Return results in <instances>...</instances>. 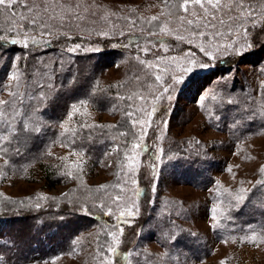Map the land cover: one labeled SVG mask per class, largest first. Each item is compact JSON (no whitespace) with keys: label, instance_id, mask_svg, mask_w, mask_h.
Masks as SVG:
<instances>
[{"label":"rangeland","instance_id":"374dc122","mask_svg":"<svg viewBox=\"0 0 264 264\" xmlns=\"http://www.w3.org/2000/svg\"><path fill=\"white\" fill-rule=\"evenodd\" d=\"M25 3L39 12L53 9L46 16L57 20L59 25L30 29L24 23L6 19L7 25L0 22V36L18 40L22 46L33 45V38L42 43L59 37L63 43L60 36L75 35L90 38L93 43L79 42V49L69 51L73 46L67 53L37 55L36 92L30 97L25 95L28 102L37 100L36 105L29 103L30 106L21 107L20 114H13V118L23 120L25 125L48 126L51 130L41 159L23 170L10 165L0 152V206L18 207L22 203L37 206L56 198L72 197V192L81 187L87 194L95 189L111 195L108 202L100 203L107 211L132 209L135 220L144 217L142 211L147 203L148 211L153 213L150 222L155 223L158 231L170 236L188 231L200 238L206 247L203 256L179 254V264H264V237L260 234L252 231L238 238L221 239L213 234L223 202L222 194L216 192L245 193L264 173V131L256 134L232 131L231 136L223 128L211 125L207 115L214 111L213 101L218 98L230 101L245 97L249 102H242L241 113L247 116L264 108V47L235 61L228 70L217 68L220 57L230 52L232 56L235 52H248L251 27L264 23V0H221V5L227 7L220 10L207 4L204 8L192 2L185 4V0H25ZM56 11L66 18H59ZM16 12L30 15L26 8L22 11L16 7ZM189 20L192 25L187 23ZM106 41L109 47L104 44ZM115 44L129 50H118L119 55L96 77L101 87L118 91L115 94L118 100L100 110L88 98L80 99L63 108V116L58 119L38 110L41 99L54 95L57 61H68L82 50L110 52ZM201 48L211 56H206ZM201 63L209 66L200 68ZM13 64L0 94V105L10 99L11 85L26 75L16 62ZM188 67L193 71H184ZM157 76L161 77L159 81ZM121 117L122 123L129 119V127L124 124L125 130L106 131ZM137 121L139 125L134 127ZM93 124L103 125L104 132L113 139L100 158L72 148L67 140L69 134ZM142 127L146 135L141 139ZM122 132L125 138V132L129 137L135 136L124 141L125 138L120 139ZM150 141L154 146L149 157L144 142ZM137 144L143 148L135 147ZM190 155L213 161L209 166L212 181L207 186L201 187L199 183L196 187L194 183L181 181L192 173L183 167L186 165L183 159ZM153 159L156 164L151 168ZM48 171L58 175L57 183L48 180ZM146 178L151 185L150 195L143 199L140 191L146 185L136 187ZM105 226L109 229V239L103 244L100 242L103 230L92 226L76 235L74 252L44 259L37 253L21 264H114L110 248L126 245L127 240L116 228ZM145 230L134 237L133 257L128 264H135L133 258L140 256L158 264H174L167 248L148 237L146 233L150 231L144 233ZM113 232L118 239H113ZM0 262H5L1 254Z\"/></svg>","mask_w":264,"mask_h":264},{"label":"trees","instance_id":"16d2710c","mask_svg":"<svg viewBox=\"0 0 264 264\" xmlns=\"http://www.w3.org/2000/svg\"><path fill=\"white\" fill-rule=\"evenodd\" d=\"M20 9L22 11L25 10L23 6ZM43 10H46V14H43L44 11L30 13V15L35 17V23L29 19L21 21V14H17L16 8L15 21L12 20L9 10H5L0 13V22L2 21V24L7 25L6 19H8L12 23H24L26 28L30 29L45 25L58 26L57 20L46 16L53 9ZM57 14L59 18H66L60 12H57ZM251 31L253 32L251 36L252 41L248 45V49H246L248 52L244 54L235 52L233 56L232 52H230L226 56L220 57L218 59V69L223 68L224 70H228V68L234 65L235 61L237 63L259 50L258 48L264 47V23L261 26L255 24V26L251 27ZM60 37L64 39L63 43L58 37L46 39L42 43L29 45L28 47L19 44L14 45L11 43L13 39L8 37H3L4 39L0 40V94L7 85L5 82L6 76L14 65L13 63L16 62V66L26 73L25 77H19L18 81L11 85L9 90L11 93L10 99L3 105H0V152L7 158L10 165L21 167V170L29 166V163L43 156L47 134L51 130L48 126L37 128L36 125H30L29 123L25 125L23 120L13 118V114H20L21 107L33 105L37 101L30 100L28 102L26 97L33 96L34 92H36L35 80H37V75L35 70L37 69V64H39L37 55L39 53L44 55L64 53L79 42H82L84 45L86 41L93 43L90 38L82 35H75L72 38ZM108 42L103 43L109 47L110 44ZM114 46L110 47L114 48L110 52H88L82 50V52H76L68 61H64L63 59L57 61L54 64V95L41 99L38 110L43 111L48 115L47 117L58 119L63 116V108L66 109V106L70 103L80 99L88 98L100 110L107 109L111 102L116 99L118 100L115 96L118 91L113 87H101L96 77L98 72L107 68L114 61L116 54L119 55V51L129 50V47H119L116 44ZM18 56L19 59L17 60ZM221 90L223 92L226 91V86ZM244 98L231 99L230 101H227L225 98H218L213 101L214 111L212 110L213 112L207 114L208 122L217 128H223L231 136L233 132L256 134L264 131V108L259 109L258 113L252 115L248 114L247 116V114H242V102H249L248 100H244ZM34 110L36 111V109ZM56 112L60 114H56ZM122 118H119V121L110 125L112 126V128H109L111 130L106 131H122L124 124H126L124 125L125 127H129L127 124L129 123V119L127 123H122ZM116 127L117 129H115ZM104 128L103 125L97 127L96 124L79 128L75 133L73 132L68 135L67 140L69 141V145L76 150L84 151L88 155L96 154L97 158H100L113 140L109 133L104 132ZM236 129L239 131H236ZM125 134L126 138L122 132L120 139L125 138L124 141H126L135 136L133 134L129 137L130 134L126 132ZM25 135L26 138L24 137ZM152 143L151 141L144 142L149 157L151 149L154 146ZM92 159L95 160L93 157ZM183 161L186 164L183 167L192 171V173L186 174L187 177L182 179V182L194 183L196 187H199V183L201 187L210 184L212 175L209 171V166L213 162L211 159L207 158L204 160L201 157L190 155L184 158ZM155 164L156 159L151 160L150 167H155ZM147 165H149V162ZM48 172V180L51 183H57L58 180L56 178L58 175H56L55 171ZM145 185L146 189L144 188L140 191L143 199H147L150 195V190H148L151 187L150 181L147 178L146 181L141 180L136 187L140 189V186L144 187ZM242 192L244 191L224 192L219 190L216 192L222 194L223 202L219 211L220 216L213 226L215 238H238L252 231L264 237V173L258 176L256 182L246 191L247 193ZM88 194L81 187L72 192V197L56 198L40 204L39 207L28 204L24 205L23 203L18 207L0 206V254L3 256L6 264L26 263L31 256L37 253L40 255V258L44 259L69 251L74 252L76 249V235L92 226H97V228L103 230L101 231L103 236L100 240L101 244H103L109 239V229L105 225L114 227L118 231L123 229L120 233L127 240L126 245L121 246V244H117L114 246L116 249L115 252H112L114 264H128L133 257L131 250L135 244L134 237L137 234L140 235L145 229L144 233L150 231L149 234L146 233L148 237H153L154 240L165 246V249L167 248V252L170 253L174 264H179V254H185V257L187 254L189 257L200 258L203 256V252L206 251L205 244L200 238L188 231H182L180 236H173L174 233H171L170 236L167 233L163 234L161 231H158L155 223L150 222L152 221L151 214L153 213L148 211L147 203H145L147 211H142L145 212L143 213L144 217L141 215L140 217L142 218L133 220V216H125L124 220H119L117 218L122 211L111 212V215H106L105 213L108 211L100 205L101 202L105 203L110 200V194L105 195L95 189H92V191L88 190ZM239 196H243V199L238 200ZM127 211L128 209L124 210L125 213ZM180 214L183 215L182 213ZM171 215L174 216L172 212ZM145 217H149L146 222L144 221ZM165 217L167 218V214H165ZM160 218L163 220L162 224L164 225L166 223L164 217ZM169 220L166 224L170 223ZM133 259H135V264H158L150 262L141 256L140 258L135 257Z\"/></svg>","mask_w":264,"mask_h":264},{"label":"snow or ice","instance_id":"6c2138e0","mask_svg":"<svg viewBox=\"0 0 264 264\" xmlns=\"http://www.w3.org/2000/svg\"><path fill=\"white\" fill-rule=\"evenodd\" d=\"M189 2H192V3H195L197 5H200L201 8H204L205 4H207V5L211 6L212 9H216V10H220L222 7L223 8H226L227 7V4L221 5V0H185V4H187ZM21 6H23L24 8H26L29 13H33L34 11H36V12L39 11L38 9L34 10L30 4H26L25 3V0H0V13H2L5 10H9V14L12 17V20L15 21V19H16L15 8L16 7H21ZM185 11H187V8H185ZM205 14H207V9H205ZM225 15H228V13L225 12ZM249 16H251V13H249ZM25 19H29L33 23H35V17L34 16L29 15L28 17H25L23 14H21L20 20L23 21ZM153 19H155V17H153ZM187 23L189 25H192L193 24V22L190 21V20L187 21ZM223 23H224V21H221V24H223ZM3 39L4 38L2 36H0V40H3ZM11 43L15 45V44H18V43H21V42L18 41V40L13 39L11 41ZM31 43L33 45H36V44H39L40 42L37 41V40H35L33 38L31 40ZM27 46L28 45L25 44V47H27ZM161 46H163V44ZM79 48H80V45L77 44V45H75V47L73 49H70L69 51H75L76 49H79ZM200 51L203 52L206 56H211V53L208 52V51H206V49H204V48H201ZM142 63H144V62L142 61ZM198 66L200 68H207L209 65L206 64V63H201ZM184 71H187V72L190 73V72L193 71V68L192 67H188V68L184 69ZM156 79L159 81L161 79V77L160 76H157ZM176 82L179 83L181 81L177 80ZM168 91H169V89L166 88L165 89V92H168ZM73 107H74V110L78 111V109H75V106H73ZM155 111H156V109L154 108L153 109V112H155ZM129 115H132V114L129 113ZM138 125H139V121H137L133 126L136 127ZM143 135H146V131H144V129L142 127V134H141V137H140L141 139L143 138ZM135 147H138V148H141L142 149L143 148V145L142 144H137V145H135ZM262 171H264V169H262ZM237 199L238 200H242L243 199V196H239ZM37 207H39V205H37ZM136 210L138 211V209H136ZM105 214L106 215H111V211L109 210ZM126 215L128 217H132L134 215V211L132 209H129L126 213L122 211L120 213V216L117 219L124 220V218H125ZM120 231L122 232L123 229H120ZM111 235L113 236V239L114 240L115 239H118L115 232H113ZM253 242H255V240H253ZM110 251L115 252L116 249L113 247V248H110ZM0 264H5V262H0Z\"/></svg>","mask_w":264,"mask_h":264}]
</instances>
